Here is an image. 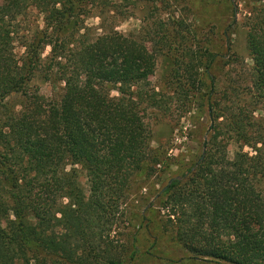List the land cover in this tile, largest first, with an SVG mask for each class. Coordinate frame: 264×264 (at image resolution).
Returning <instances> with one entry per match:
<instances>
[{
  "label": "trees",
  "instance_id": "16d2710c",
  "mask_svg": "<svg viewBox=\"0 0 264 264\" xmlns=\"http://www.w3.org/2000/svg\"><path fill=\"white\" fill-rule=\"evenodd\" d=\"M224 2L229 23L219 41L228 54L232 37L245 33V102L253 108L217 104L215 69L227 54L212 50L213 40L194 50L200 26L176 11L163 15L170 4L162 0H0V213L8 219L0 264H132L141 232L150 249L165 237L192 260L264 264V117L256 116L264 106V0ZM150 4L167 19L145 17L137 32L118 31V19ZM34 11L43 26L21 29ZM92 18L98 27L87 25ZM148 36L176 57L171 100L192 102L194 72L209 80L205 153L160 191L154 178L179 157L170 145L153 146L140 114L161 96L146 90L156 69ZM36 82L62 84L59 99ZM203 85L196 92L204 98ZM180 108L181 118L192 110Z\"/></svg>",
  "mask_w": 264,
  "mask_h": 264
},
{
  "label": "rangeland",
  "instance_id": "374dc122",
  "mask_svg": "<svg viewBox=\"0 0 264 264\" xmlns=\"http://www.w3.org/2000/svg\"><path fill=\"white\" fill-rule=\"evenodd\" d=\"M162 1L166 5L167 3L170 4V8L163 9V15L171 11H176L177 19L185 21L187 25L194 26L196 24L200 26L201 34L194 40L200 41V45H195L194 50H198V46H204L206 40H213L212 50H221L223 53L222 56L227 54L225 48L224 50L221 48L222 42L219 41L222 28L229 23L225 0L207 6H202L198 0ZM154 7V4H150L147 8L135 10L133 16L127 20L118 19V31L126 34L137 32L143 25L142 20L145 17L150 20L149 22L160 18L166 20V16L160 17L155 13ZM197 13L200 14L198 15ZM35 24L43 26L42 18L34 11L27 15L21 25V29H30ZM87 25L90 27H98L100 20L97 18L89 19ZM184 34L186 35L185 32ZM245 36L244 32H240L232 37V50L228 52L227 57L219 59V65L215 69V76L219 80L221 89L220 94L217 96V104H220L222 107L243 108L244 106H248L253 108L250 105L252 103L245 102V100L251 99L248 93L251 60L246 49ZM147 41L152 50H154L156 69L155 74L149 80L146 90L153 88L156 92H160L161 96L155 100L147 99L141 107L140 114L144 121L150 125L153 146L156 148L160 145H170L172 148L170 155L179 157L173 161L171 167L166 172L160 174L158 179L154 178V189L155 191H160L169 182L170 178L182 177L186 174L189 168L194 166L201 155L205 153V141L210 135L211 126L208 112L209 102L207 101L206 95L209 80L203 74L199 75V73L194 72L193 80L188 85L194 95V99L191 100L192 102H185L184 98L171 100L170 96L177 87L174 76L176 57L168 53V46L159 40L151 41L148 36ZM49 52L50 49L48 48L45 56ZM200 81L204 82L201 88L204 98L199 92H196L200 89ZM35 85L39 87L42 95L52 100L59 99L63 89L62 84H43L36 82ZM112 95L116 97L118 94L116 91H113ZM187 103L191 104V113L181 118L183 112L180 110V107L187 105ZM261 108L262 111L257 113L256 116L264 117V106H261ZM176 123H178V126L174 128ZM235 151L236 147L231 146V156H233ZM80 180L87 192L88 183L85 173H81ZM149 216L155 218V213H151ZM7 221L8 219L0 213V227H4ZM129 232L133 234L134 231L131 229ZM136 237V246L139 248L140 253L132 264H228L192 260L181 247L170 243L165 237L153 249H150L153 240L145 233L141 232ZM126 244L128 247H131V242L128 239Z\"/></svg>",
  "mask_w": 264,
  "mask_h": 264
},
{
  "label": "water",
  "instance_id": "95a60500",
  "mask_svg": "<svg viewBox=\"0 0 264 264\" xmlns=\"http://www.w3.org/2000/svg\"><path fill=\"white\" fill-rule=\"evenodd\" d=\"M176 179H178V180H181V178L180 177H178V178H176ZM172 181H170V183H171Z\"/></svg>",
  "mask_w": 264,
  "mask_h": 264
}]
</instances>
